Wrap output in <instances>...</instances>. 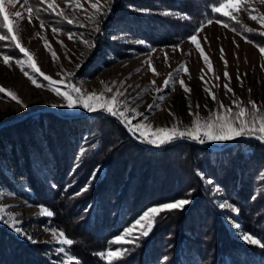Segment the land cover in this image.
Instances as JSON below:
<instances>
[{
    "label": "trees",
    "instance_id": "obj_1",
    "mask_svg": "<svg viewBox=\"0 0 264 264\" xmlns=\"http://www.w3.org/2000/svg\"><path fill=\"white\" fill-rule=\"evenodd\" d=\"M213 6H218L214 0H112L111 13L93 41L95 47L88 48L80 75L97 74L136 47L178 44L208 19H220L244 37L264 42L241 23L213 13ZM114 32L143 44L112 39ZM92 125L100 146L76 167L86 170L77 184L64 188ZM2 130L1 156L26 178L28 199L47 206L54 213L52 224L75 241L64 248L79 264H107L97 254L108 250L109 241L135 215L151 204L179 197L191 203L160 216L148 236L135 246L126 245L130 251L117 264H264V248L239 241L227 231L201 178L202 173L222 187L239 208L244 229L264 243V143L247 138L220 150L189 141L154 148L139 143L112 117L66 118L52 112L37 113ZM98 162L104 174L77 195ZM9 177L0 166V180ZM57 248L20 240L0 226V264H60L64 254Z\"/></svg>",
    "mask_w": 264,
    "mask_h": 264
},
{
    "label": "rangeland",
    "instance_id": "obj_2",
    "mask_svg": "<svg viewBox=\"0 0 264 264\" xmlns=\"http://www.w3.org/2000/svg\"><path fill=\"white\" fill-rule=\"evenodd\" d=\"M53 2L58 11L63 10L65 15L73 20L72 24L67 23L66 20L58 17L51 10L41 11L40 17L45 21L43 28L40 26V19L33 16L32 22L29 23L26 15L20 24L18 32L21 46L32 54L33 60L40 71L52 77L53 80H61L69 73H75L69 83H74L82 88L85 95L93 92L99 95L103 92L106 96L110 97L119 90L124 93L122 99L127 101V107L143 113L145 122L154 128L171 127L177 122H181V128L191 126L192 121L196 117L195 115H190V110L192 113H198L201 118H206L210 112L223 111L220 109L221 102L224 106L236 111L238 109L232 103L234 100L249 110H251L249 101H255L261 113L264 114V53L260 50L264 47V42L250 40L240 34L239 31H234L233 27H225L224 22L217 23V20H212L211 24L204 23L203 29L198 34L196 32L192 34L197 36V43L201 46L200 49H197L196 45L188 39L192 35L175 45L136 47L133 48L134 53L126 57H118L109 66L103 67L97 74L84 76L80 75L79 72L86 60L89 47L82 41L87 40L89 43H93L97 35V32L94 31L96 24L92 19L95 10L88 3V0H75L71 6L67 5L65 0H53ZM101 2L104 8L107 9V0H101ZM32 3L34 6H39L36 5V0H32ZM22 4L23 0H17L14 5L6 4L5 11L7 13L24 11V8L21 7ZM77 4L79 8H77ZM42 7L47 8V5L45 4ZM248 7L249 10H255L252 11V15L264 16V3H261L260 0H248ZM225 11H228L231 15H235L242 26L251 28L253 32L264 37L261 34L264 33V23L252 20L248 11L233 12L231 8L225 9ZM10 18L12 17L10 16ZM2 19L3 17L0 16V21ZM99 19L101 20V27L106 18L100 17ZM81 24L86 26L81 27ZM53 27L60 28L63 31L53 33ZM68 33L75 34L76 38L69 39ZM109 36L112 39L136 45L141 42L138 39H123L121 37L122 34L117 32ZM45 41H47L48 47L45 46ZM177 45L179 46L178 48L176 47ZM221 49H223V53ZM201 50H203L204 54L208 57V62L212 65L211 71L208 68V63H205L200 54ZM53 52L56 54V59L53 58ZM3 55H11L14 59L10 60L8 65H5ZM222 55L223 59H221ZM165 56H167V61L165 60ZM108 58H112V56ZM26 59L27 57L23 53H20L19 49L15 48L14 43H9L8 41L0 42V87L13 91L22 102L17 103L5 93H0V136L3 131L2 129L40 112H52L66 118L105 115L116 119L124 127L116 117L104 111L89 112L83 107L68 109L63 106H57L65 104V101L62 96H57L50 90L48 82L42 76H39L38 73L35 74L37 82L44 85L43 87H36L24 75V72L21 71L16 60ZM225 61L227 64H225ZM149 62L159 75H156L151 70ZM77 65L80 66L77 67ZM184 68L187 69V72L184 71ZM26 70L31 73V69ZM225 71H227L231 78L230 80L225 78ZM170 73L172 74L171 79L174 83L168 87H164V82L166 79H169ZM238 76L239 79H237ZM181 79L191 89L190 92H185L180 86L179 81ZM226 84L232 89V92H227L224 87ZM109 88H111V92L107 91ZM157 89H160V91L158 92ZM206 89L215 95V100L212 99V95ZM61 90H63V87H61ZM161 96L163 99H159ZM149 105H153V107L149 108ZM90 130L88 133L87 131L85 132L84 140L75 154L74 165L66 177L64 188L77 184V181L83 173H86V170L83 169L85 166L82 169H76V167L81 165L80 163L91 151L100 146L98 137H93L98 135L96 127L94 128L92 125ZM125 130L128 132L126 128ZM131 137L133 136L131 135ZM133 138L138 140L135 137ZM183 142L188 141L184 140ZM227 142L229 141H212L204 144L222 146ZM1 144L2 142L0 141V147ZM149 146L154 147L152 145ZM81 149L85 150V154L82 156ZM78 157L80 158L78 159ZM0 166L10 174L9 178H2L0 180V206H6L7 212L14 214V218L20 221V224L17 226H9V223L3 219V216L6 215L4 213L0 214V226H5L20 240L58 245L53 240L52 233L45 229H60L52 224L51 217L38 214L40 206L49 208L28 199L25 195V192L28 190L26 178L20 176L17 168L8 167L1 154ZM262 173L263 170L260 174L262 175ZM103 174L104 167L101 165V162H98L93 169L89 170L87 173L88 178L82 187H78L76 193L81 192V189L85 188V186L88 188L92 180ZM261 175H258L257 178L259 179ZM204 178L209 179L206 176ZM205 179H202L203 186H207L210 189L213 202L219 212L223 225L237 240L245 242L241 239V236L244 233H251L242 226L239 212H231L229 209L218 207L224 201L234 206L236 205L229 201L221 186L216 183L209 185L205 182ZM213 188L219 189V192H213ZM185 189L186 186L183 185L182 191ZM257 194L256 187L254 195L256 196ZM178 199L188 198H172L151 204L135 215L122 231L148 207L174 202ZM12 218L8 217V220L10 221ZM236 223L241 226L239 230L233 226ZM16 227H21L24 233L31 236V239H28L26 235L17 233ZM252 236L257 238L254 235ZM64 246L58 245V247Z\"/></svg>",
    "mask_w": 264,
    "mask_h": 264
},
{
    "label": "snow or ice",
    "instance_id": "obj_3",
    "mask_svg": "<svg viewBox=\"0 0 264 264\" xmlns=\"http://www.w3.org/2000/svg\"><path fill=\"white\" fill-rule=\"evenodd\" d=\"M17 0H0V16L3 17L2 21H0V42L8 41L9 43H14L15 48L19 49L20 53H23L26 60H16V63L20 66L21 71L24 72V75L27 76L32 83L36 87H43L41 83L37 82L36 73L39 76H42L45 81L48 82V87L52 92H54L57 96H62L65 104L57 105L63 106L68 109H75L77 107H83L89 112L94 111H104L110 114L113 117H116L128 130V132L140 140L143 143H147L157 148H161L165 145H170L175 141L179 140H191L200 144H204L206 142H224L231 141L241 137L254 138L261 143H264V114L261 113L259 106L255 101H249L251 104V110L242 106L237 101H233V105L235 106L236 111L232 108H228L223 105L221 102L220 109L223 111L210 112L208 117L201 118L198 113H192L190 110V115H195V119L192 121L191 126H186L181 128V122H177L171 127H153L149 125L144 120V114L137 112L135 109H131L127 107V101L123 100L122 97L124 95L123 92L117 90L113 95L106 96L105 93H101L97 95L96 93H88L84 94V90L78 87L74 83H69L71 78L75 75V73H69L66 77H63L61 80H53L52 77L45 75L40 69L36 66V63L33 60L32 54L23 46H21L20 40L18 38V32L21 22L24 20L25 16L29 20V23L32 22L33 16L40 19L41 28L44 27L45 21L40 17L41 11L51 10L52 13L57 15L58 17L63 18L67 21V23L72 24L73 20L69 19L63 10H57V7L53 0H36V5L34 6L32 0H23V4L21 5L24 8V11H15L12 13H7L5 11V5H14ZM75 0H65V3L71 6ZM261 3H264V0H260ZM88 3L95 10V13L92 17L93 21L96 24L94 31L99 33L101 31V20L100 17L107 18L111 13V4L112 0H107L108 7L104 8L101 0H88ZM47 5V8H43V5ZM218 4L219 6H213V13H220L222 17H228L231 20H235L237 24L240 21L237 19L235 15H231L225 9L231 8L233 12L238 11H248L249 16L252 20H258L261 23H264V16L252 15V11L254 9L249 10L248 0H214V5ZM25 6H27L25 8ZM77 8L79 5L77 4ZM164 15H174L171 12H164ZM179 15V14H175ZM10 16L12 18H10ZM184 18V17H182ZM213 21L208 19L206 21L207 24H211ZM217 23H220L221 20L217 19ZM81 27H85L86 25L81 24ZM225 27H230L228 23L224 24ZM204 27L202 23L200 27L195 29V32L198 34ZM6 30V31H5ZM233 30L236 28L233 26ZM247 32H252L253 29L246 28ZM53 33H59L63 31L60 28L53 27ZM264 35V33H261ZM69 39H75V34L68 33ZM193 44L196 45L197 49H200V44L197 43V36L192 35L188 38ZM85 45L89 47V49L95 47L94 43H89V41H82ZM142 43V41H141ZM62 44V42H61ZM45 46L48 47L47 41H45ZM179 47L178 45L176 46ZM261 52L264 53V47H262ZM223 53V49H221ZM201 56L204 59L205 63H208V68L211 71L212 65L208 62V57L204 54L203 50H201ZM53 58L56 59V54L52 53ZM14 57L11 55H3V62L5 65L9 64L10 60H13ZM223 59V55L221 56ZM165 60L167 61V56H165ZM225 64L227 62L225 61ZM80 65H77L79 67ZM149 67L156 74L155 68L152 67L149 62ZM183 67V65H181ZM31 69V73L26 70ZM184 71L187 72V69L184 68ZM172 74H169V79H166L164 82V87H168L170 84L174 83L171 79ZM225 78L231 79L225 71ZM203 79V77H201ZM217 79H219L217 77ZM239 79V76L237 77ZM103 83V82H101ZM153 83H155L153 81ZM180 86L184 89L185 92H190L191 89L185 85L183 79L179 81ZM63 87V90H61ZM227 92H232V89L226 84L224 85ZM208 90V89H206ZM108 92H111V88L107 89ZM159 92L160 89H157ZM210 95H212V99L215 100L216 97L214 94L208 90ZM0 93H5L8 97H10L13 101L17 103H22L17 95L4 87H0ZM159 99H163V97H159ZM153 105H149V108H152ZM197 107H199L197 105ZM174 115V114H173ZM139 118V119H138ZM134 121H136L134 123ZM85 154V150L81 149V156ZM80 157H78L79 159ZM95 175V174H94ZM201 178L205 179L203 174L201 173ZM205 182L209 185H212L214 182L211 179H205ZM87 191V186L81 189V192ZM213 192L218 193L219 189L213 188ZM80 193H77L79 195ZM191 201L189 199H178L174 202L163 203L155 206L148 207L139 217L133 221L128 227H126L122 233L116 236L113 240L109 241V248L107 252H101L97 255L101 256L103 259L107 261V264H117L124 256H126L130 248L126 245L135 246L143 237H146L150 234L153 227L155 226L158 218L165 213H169L172 211L183 209L186 205L190 204ZM221 209H229L231 212H239V208L230 204L227 201L221 202L218 205ZM6 215L3 216V219L9 223V226H17L20 224V221L14 218V214L7 212L6 206H0V214ZM39 215L52 217L54 213L47 209L44 206H40ZM8 217H13L10 221ZM235 229L239 230L241 226L236 223L233 225ZM46 231H50L52 233L53 240L58 245L71 246L75 243L74 240L67 238L63 230H58L56 228L45 229ZM17 233L21 235H26L28 239H31V236L24 233L21 227H16ZM241 239L251 245H259L264 248V243L257 238H254L251 234L244 233L241 236ZM35 243V241H33ZM116 245L115 251L112 250V246ZM57 252L64 254V258L61 260L60 264H79V261L72 255L68 254L66 248L58 247L56 249Z\"/></svg>",
    "mask_w": 264,
    "mask_h": 264
},
{
    "label": "water",
    "instance_id": "obj_4",
    "mask_svg": "<svg viewBox=\"0 0 264 264\" xmlns=\"http://www.w3.org/2000/svg\"><path fill=\"white\" fill-rule=\"evenodd\" d=\"M48 111H50V110H48ZM242 139H247V137L237 138L236 140H233V141H231V142H228L227 144H225V145L222 146V147H221V146H212V145H209V144H200V143H197V142H195V141H191V140H185V141H190V142H193V143H196V144H200V145H203V146H205V147H208V148H210V149H212V150H220V149H222L223 147L230 146V145H232V144H234V143H236V142H238V141H240V140H242ZM137 141H138L139 143L145 145V146H148L147 144L141 142L140 140H137ZM179 141H184V140H179ZM175 142H176V141H175Z\"/></svg>",
    "mask_w": 264,
    "mask_h": 264
},
{
    "label": "bare ground",
    "instance_id": "obj_5",
    "mask_svg": "<svg viewBox=\"0 0 264 264\" xmlns=\"http://www.w3.org/2000/svg\"><path fill=\"white\" fill-rule=\"evenodd\" d=\"M19 121V120H18Z\"/></svg>",
    "mask_w": 264,
    "mask_h": 264
}]
</instances>
